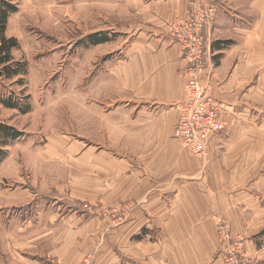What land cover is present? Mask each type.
<instances>
[{"label": "rangeland", "instance_id": "rangeland-1", "mask_svg": "<svg viewBox=\"0 0 264 264\" xmlns=\"http://www.w3.org/2000/svg\"><path fill=\"white\" fill-rule=\"evenodd\" d=\"M6 1L17 9L5 34L18 40L11 53L26 63V72L0 79V95L27 103L29 110L0 104V119L23 132L0 161V264H62L73 255L80 256L77 264H136L127 249L112 248L116 262L103 247H113L115 232L140 203L133 196L137 182L143 178L162 189L173 167L141 157L144 145L128 127L114 134L108 125L114 107L129 103L117 97L122 90L112 70L144 17L128 0ZM172 20L165 24L170 35ZM96 32L110 40L88 44L87 36ZM255 84L256 76L249 87ZM249 114L257 123L245 130L264 136V109ZM206 156L198 158L202 164ZM249 166V184L259 179L264 189V153L260 160L251 155ZM166 195L167 203L173 200L172 192L157 197ZM214 217L228 222L221 214ZM157 231L153 226L152 239ZM140 238L127 234L126 245ZM218 251L222 256L219 240Z\"/></svg>", "mask_w": 264, "mask_h": 264}, {"label": "crops", "instance_id": "crops-1", "mask_svg": "<svg viewBox=\"0 0 264 264\" xmlns=\"http://www.w3.org/2000/svg\"><path fill=\"white\" fill-rule=\"evenodd\" d=\"M190 2L217 6L205 29L209 57L203 82L223 103L224 128L209 136L203 164L172 136L184 97L185 63L165 24L184 17ZM127 6L144 22L112 70L122 90L117 97L129 103L108 110L114 114L108 125L114 134L128 127L134 141L144 145L141 157L173 167L165 172L162 189L143 178L142 185L137 182L133 196L140 203L115 232L113 247H103L107 259L117 262L115 247L121 253L127 249L136 264H223L214 217L218 213L228 219L232 235L243 237L250 264H264V189L259 179L249 184V161L251 155L260 160L264 136L245 130L257 123L251 109H264V0H128ZM216 40L232 44L216 50ZM255 76L257 84L251 88ZM250 145L256 147L252 152ZM170 192L174 198L169 203V195L157 197ZM153 226L159 233L155 239L150 237ZM127 234L140 235L143 242L126 245ZM76 258L80 256L58 261L77 264Z\"/></svg>", "mask_w": 264, "mask_h": 264}, {"label": "built area", "instance_id": "built-area-1", "mask_svg": "<svg viewBox=\"0 0 264 264\" xmlns=\"http://www.w3.org/2000/svg\"><path fill=\"white\" fill-rule=\"evenodd\" d=\"M216 14L217 7L214 3H190L184 17L169 23L170 33L180 44L185 63L182 73L185 79L184 97L178 103L179 114L172 136L191 155L198 158L205 156L209 136L224 128L223 103L209 94L203 82L209 57L205 29ZM132 206L135 205H129ZM215 224L223 264H249L250 256L243 239L231 234L226 220L215 218Z\"/></svg>", "mask_w": 264, "mask_h": 264}, {"label": "trees", "instance_id": "trees-1", "mask_svg": "<svg viewBox=\"0 0 264 264\" xmlns=\"http://www.w3.org/2000/svg\"><path fill=\"white\" fill-rule=\"evenodd\" d=\"M16 9L15 4L6 0H0V79H9L26 72V63L15 60L11 53L12 49L18 47V40L16 37L7 36L5 34L8 17L10 13ZM108 40H110L109 36L101 32H96L88 35L86 42L91 45H96ZM230 44H232L231 40H216L212 43V48L219 50L226 48ZM0 104L4 107L17 108L22 112L29 110V105L27 103L23 105V103H19L16 99L14 100L10 97L5 98L1 95ZM22 136L23 132L21 130L0 119V161L4 159L7 154V146L13 141L20 139Z\"/></svg>", "mask_w": 264, "mask_h": 264}]
</instances>
